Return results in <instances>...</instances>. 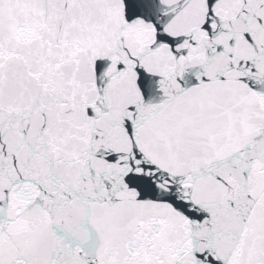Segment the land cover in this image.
I'll return each mask as SVG.
<instances>
[{
  "label": "snow or ice",
  "instance_id": "1",
  "mask_svg": "<svg viewBox=\"0 0 264 264\" xmlns=\"http://www.w3.org/2000/svg\"><path fill=\"white\" fill-rule=\"evenodd\" d=\"M0 264H264V0H0Z\"/></svg>",
  "mask_w": 264,
  "mask_h": 264
}]
</instances>
